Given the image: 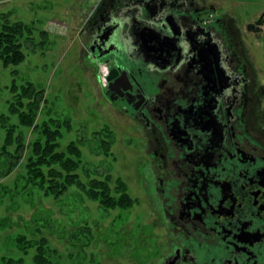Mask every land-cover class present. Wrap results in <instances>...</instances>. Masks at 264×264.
I'll list each match as a JSON object with an SVG mask.
<instances>
[{
  "label": "flooded vegetation",
  "instance_id": "1",
  "mask_svg": "<svg viewBox=\"0 0 264 264\" xmlns=\"http://www.w3.org/2000/svg\"><path fill=\"white\" fill-rule=\"evenodd\" d=\"M79 9L90 63L108 67L104 95L142 140L138 170L163 229L155 264H264V75L252 49L264 10L248 20L211 0Z\"/></svg>",
  "mask_w": 264,
  "mask_h": 264
},
{
  "label": "rangeland",
  "instance_id": "2",
  "mask_svg": "<svg viewBox=\"0 0 264 264\" xmlns=\"http://www.w3.org/2000/svg\"><path fill=\"white\" fill-rule=\"evenodd\" d=\"M82 1L0 0V30L7 21L29 27L18 41L25 60L5 66L0 58V117L8 115L11 124H19L18 116L10 112L14 85L20 91L33 82L45 91L46 100L34 125L20 126L17 131L23 133L26 148L19 165L8 175L0 173V191H13L0 196V218H9L7 226L0 228V264H9L11 258L21 260L17 264H36L39 246L52 264H155L159 259L152 248L163 229L155 224L159 216L153 210L149 181L138 170L142 140L133 122L104 95L107 65L90 63L79 21ZM211 1L248 20L264 10V0ZM252 49L264 75V38ZM52 118L70 120V126L62 127L58 151L66 152L71 142L78 143L82 164L77 172L87 190L93 179L110 174L115 187V181L122 178L131 196L138 198L133 207L105 210L78 185L54 195L28 183L32 144L44 138L34 126ZM1 125L0 120V149L7 136ZM103 139L111 141L108 153L97 149ZM20 235L33 243L27 251L17 246Z\"/></svg>",
  "mask_w": 264,
  "mask_h": 264
},
{
  "label": "trees",
  "instance_id": "3",
  "mask_svg": "<svg viewBox=\"0 0 264 264\" xmlns=\"http://www.w3.org/2000/svg\"><path fill=\"white\" fill-rule=\"evenodd\" d=\"M26 30H29V27L21 22L11 23L7 21L2 25L0 30V58L5 66H15L25 60L26 54L22 49V44L18 41ZM13 91L16 94L14 102L10 105V112L18 116L19 124H11L8 115L3 114L0 117L1 128L6 130L7 135L5 144L0 149L1 175L10 174L24 157L26 151L25 138L22 132L18 133L17 131L20 126H33L41 104L46 102L45 91L37 88L33 82H28L22 86L20 91L14 85ZM69 121L67 119L62 122L59 119L52 118L50 121L34 126V129L39 130L44 138L37 139L32 144L33 152L28 160V183L39 186L54 195L63 194L74 185L87 190L86 184L80 180L77 172L82 164V150L78 143L71 142L67 146L66 152L58 151L59 143L57 140L63 135L62 127L66 126V124L70 126ZM106 131L108 130L106 129ZM80 142H84V140ZM110 144V140L103 139L100 146L97 145V149L108 153L111 148ZM12 145L15 148L10 151L9 147ZM111 181L112 176L110 174L105 179L96 178L91 180L87 190L90 197L100 201L105 210L114 208L126 210L133 207L138 198L131 196L126 182L122 178H118L115 181V187H112ZM15 189H18V187ZM8 194H13V191L10 193L6 190L0 191L1 197H5ZM40 220L35 223L40 222ZM8 221L9 218H0V228L7 226ZM43 241L46 242V239L43 238ZM17 246L21 250L27 251L33 246V243L28 241L25 235H20L17 238ZM38 249L39 253L35 256L36 264H52L48 257L45 256V251L42 250L43 246H39ZM20 261L11 258L7 263L17 264Z\"/></svg>",
  "mask_w": 264,
  "mask_h": 264
}]
</instances>
